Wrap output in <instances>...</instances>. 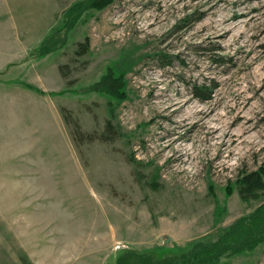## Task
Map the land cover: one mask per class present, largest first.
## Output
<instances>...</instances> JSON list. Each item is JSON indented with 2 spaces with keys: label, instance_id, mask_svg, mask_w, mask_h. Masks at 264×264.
I'll return each instance as SVG.
<instances>
[{
  "label": "rangeland",
  "instance_id": "374dc122",
  "mask_svg": "<svg viewBox=\"0 0 264 264\" xmlns=\"http://www.w3.org/2000/svg\"><path fill=\"white\" fill-rule=\"evenodd\" d=\"M108 67L118 96L93 88ZM210 80V99L192 94ZM66 116L96 137L110 120L117 136L77 142ZM260 168L264 0H0V264L230 244L264 210V188H237ZM261 237L231 242L218 264H264Z\"/></svg>",
  "mask_w": 264,
  "mask_h": 264
},
{
  "label": "trees",
  "instance_id": "16d2710c",
  "mask_svg": "<svg viewBox=\"0 0 264 264\" xmlns=\"http://www.w3.org/2000/svg\"><path fill=\"white\" fill-rule=\"evenodd\" d=\"M94 6L103 7L108 5L111 0H91ZM201 16H197L191 20L195 22L200 20ZM89 46L88 37L85 36L83 41L77 43V48L75 49L76 55H82L87 52ZM41 47V46H40ZM39 47V48H40ZM46 47L44 52L41 55H46ZM215 63L220 64L218 59H213ZM171 64L170 61L162 60L159 63V66L165 67ZM66 65H59V70L64 75ZM217 84L214 81L202 82L200 85L195 83L191 86V92L199 99H210L214 93ZM93 88L96 90H104L111 95L118 96L122 93L123 82L119 75H115L111 67L107 68L105 75L93 85ZM65 120L67 123L72 125V133L75 141L79 142L87 138L88 140L99 139L101 141H113L117 136L116 129L112 122L108 120L105 124V129L97 137L95 135L89 134L88 136L83 134L80 130L79 124L71 116H66ZM84 136V138L82 137ZM238 193L243 199L254 198L257 196L258 191L264 188V168L259 170H253L241 174V177L237 181ZM235 238L231 242L233 243H242L244 237H248L249 240L257 237H264V210L258 211L255 210L253 215L248 218H243L237 223V229ZM224 237L217 238L213 242L205 243L204 240H199L193 242V247L189 250L179 254V255H167L165 257H153L150 255H144L146 253H137L133 258H130L129 253L126 252L122 254L116 261V264H126L127 262L133 260L135 257H139L138 260L135 259L131 261V264H218L219 260L227 255L225 253L234 252L238 250L233 247V244L226 243V238ZM228 239V238H227ZM260 238L256 239L258 241ZM247 246V245H244Z\"/></svg>",
  "mask_w": 264,
  "mask_h": 264
},
{
  "label": "bare ground",
  "instance_id": "6f19581e",
  "mask_svg": "<svg viewBox=\"0 0 264 264\" xmlns=\"http://www.w3.org/2000/svg\"><path fill=\"white\" fill-rule=\"evenodd\" d=\"M204 110V109H203ZM203 110H201V112H199V113H202V116L203 115H206L207 114V111H203ZM202 118V117H201ZM206 122V121H205ZM223 127V126H222ZM221 131H222V135L223 136H225L224 134H227V132H226V130L225 129H221ZM221 137V136H220ZM219 138V137H218ZM227 138V137H226ZM223 139L225 142L226 141H228V142H232V139H229V140H227V139Z\"/></svg>",
  "mask_w": 264,
  "mask_h": 264
}]
</instances>
